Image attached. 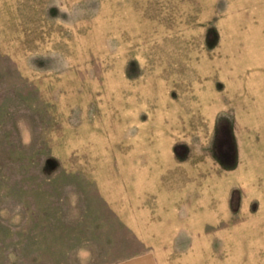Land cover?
Returning a JSON list of instances; mask_svg holds the SVG:
<instances>
[{
    "label": "rangeland",
    "instance_id": "374dc122",
    "mask_svg": "<svg viewBox=\"0 0 264 264\" xmlns=\"http://www.w3.org/2000/svg\"><path fill=\"white\" fill-rule=\"evenodd\" d=\"M263 190L264 0H0V264H264Z\"/></svg>",
    "mask_w": 264,
    "mask_h": 264
},
{
    "label": "crops",
    "instance_id": "0c3cea01",
    "mask_svg": "<svg viewBox=\"0 0 264 264\" xmlns=\"http://www.w3.org/2000/svg\"><path fill=\"white\" fill-rule=\"evenodd\" d=\"M245 169L246 168H244V169H242L243 171H245ZM239 172H240V170H239ZM238 172V173H239ZM237 173V174H238ZM236 182H235V176H234V181L232 182V184H231V186L230 187H232L234 184H235ZM230 185V184H229ZM246 190H247V192H245L244 191V195L246 194V195H249L248 196V198H247V203L248 202H250L251 201V199H252V197H250L251 195H255V194H257L256 193V189L254 190V191H251V189L250 188H246ZM259 194L261 195V194H263L264 195V190H263V192L262 191H259ZM254 197V196H253ZM223 217H225V216H223ZM228 218V217H227ZM252 223V222H251ZM253 224V226H256L257 228H258V230H259V232H260V234H263V232H261V229H262V227L264 228V211H262L260 214H259V216H258V219H255L254 220V222L252 223ZM241 227V226H240ZM263 240L264 239H261V237H260V239H259V241L260 242H263Z\"/></svg>",
    "mask_w": 264,
    "mask_h": 264
}]
</instances>
